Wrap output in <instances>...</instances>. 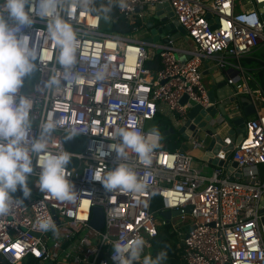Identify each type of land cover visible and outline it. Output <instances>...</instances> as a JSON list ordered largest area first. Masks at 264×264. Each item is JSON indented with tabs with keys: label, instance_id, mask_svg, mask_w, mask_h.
<instances>
[{
	"label": "built area",
	"instance_id": "built-area-1",
	"mask_svg": "<svg viewBox=\"0 0 264 264\" xmlns=\"http://www.w3.org/2000/svg\"><path fill=\"white\" fill-rule=\"evenodd\" d=\"M163 1H168L193 43V49L177 47L190 53L184 61L175 52V43L148 42L136 33L139 19L148 15L151 20L155 4ZM118 13L129 22L137 21L131 33L102 31L99 14L92 9L76 10L71 23L79 41L74 68L78 75L53 90L45 88L44 81L53 68H59L58 50L47 37L46 23L37 17L25 29L39 48L38 70L26 78L22 89L33 100L30 138L38 134L41 121L53 118L84 129L86 133L80 136L86 144L82 150L70 151L63 142V128L53 133L49 150L73 153L75 162L67 170L77 200L58 201L42 193L36 185L37 168L30 176L35 180L30 196L20 198L14 193L23 203H14L8 214L0 216V254L14 264H21L27 256L38 259L37 264H54L59 257L76 264H115L109 241L142 236L146 247L158 226L167 221L164 217L158 220L152 209L158 196L160 209H179L181 221L190 217L182 238L186 264H264L259 211L264 199V171L259 170L264 165V113L256 106V115L247 118L245 134L224 154L228 164L216 165L210 173L193 165L191 153L162 148L159 141L151 165L140 163L132 153L124 161L145 182L144 192H110L92 178L94 172L103 174L117 166L116 153L109 145L118 143L115 137L121 128L146 134L160 108L168 118L184 120L191 107L189 99L204 109L213 104L203 81L204 58L222 70L235 96L245 95L254 104L264 102V87L240 62L264 46V0H126V7L118 6ZM154 54L160 58L158 69L145 65ZM261 67L263 61L255 69ZM97 71L104 73L102 80L94 78ZM184 95L187 99L182 102ZM192 142L204 146L203 137L196 136ZM98 150L106 153L102 159L95 158ZM232 160L236 166L229 165ZM95 205L104 211L99 230L89 224ZM187 206H191L189 212L184 210ZM47 216L54 221L56 234L37 229V218ZM66 241L72 242L71 248H65Z\"/></svg>",
	"mask_w": 264,
	"mask_h": 264
},
{
	"label": "clouds",
	"instance_id": "clouds-1",
	"mask_svg": "<svg viewBox=\"0 0 264 264\" xmlns=\"http://www.w3.org/2000/svg\"><path fill=\"white\" fill-rule=\"evenodd\" d=\"M96 0H2L0 2V216L8 214L14 203H23V199L13 194L19 189L23 197L30 196L28 179L38 168L36 185L42 193L51 194L58 201L75 202L78 193L69 180L68 165L73 153L67 150L52 152L49 141L53 133L64 130V142L70 141L86 131L75 125H63L59 120L46 118L39 125V132L30 138L32 129L31 111L33 100L22 91L26 78L38 70L39 48L33 37L25 31L36 18L46 23V34L56 48V63L52 74L44 81V87L53 90L62 83H71L77 73L79 41L71 18L77 9H94L108 21L114 6L126 7V0H107L99 9H95ZM96 80H102L104 73L97 71ZM118 143L109 145L119 161L115 168L104 172H94L92 178L100 182L110 192L139 194L145 191L146 184L137 175L127 160L130 153L135 154L145 166L152 163V153L159 146L161 134L153 127L148 133L121 128L116 137ZM106 153L98 150L96 159H102ZM35 160V165H34ZM15 198V199H14ZM36 227L41 232H58L50 216L38 217ZM113 248L112 260L115 264H137L145 248L142 236L132 239L121 237L109 241ZM167 251L161 250L155 258L144 255L142 264H162Z\"/></svg>",
	"mask_w": 264,
	"mask_h": 264
},
{
	"label": "water",
	"instance_id": "water-1",
	"mask_svg": "<svg viewBox=\"0 0 264 264\" xmlns=\"http://www.w3.org/2000/svg\"><path fill=\"white\" fill-rule=\"evenodd\" d=\"M153 19L146 22L149 27V35L143 39L148 42L166 43L170 46H174L176 39L184 38L193 49V43L186 34V29L178 22L174 17V12L171 9L168 1L156 3L153 9ZM180 60L184 61L189 55V52H182L177 47L175 48ZM208 58H204L203 64L205 65ZM219 76V75H218ZM223 85H225L223 87ZM221 88L220 92L217 90ZM223 92V94L221 93ZM208 98L213 104L207 108H202L194 100L189 99L191 107L187 112V116L179 127H169L163 131V134L168 133L170 130L173 133H179L183 138H189L191 140L197 137H203L201 132L205 133V137H208L206 149L208 151L207 160L216 165H227L229 160L224 159V154L231 151L241 137L245 134V125L248 115L254 112L252 101L245 95L235 96L233 94V88L222 73L220 77H214V82L207 91ZM187 99L184 95L181 99L185 102ZM226 99V101H224ZM238 105L239 110L236 109ZM185 128L192 129L191 137H187ZM240 135V138H239ZM205 142V141H204ZM217 143L221 144V152L218 151L211 155L214 147ZM179 151H183L182 147L178 148ZM229 165L236 166L237 162L232 160ZM260 213L261 223L264 229V199L260 201ZM189 212L191 206H187L184 209ZM180 213L179 209H163L160 211V215L169 219L172 214L177 215ZM55 221L58 222V218L54 216ZM89 224L95 229H101L104 225V211L101 206L95 205L92 207V215L89 219ZM143 256L137 264H142ZM51 261H45L39 264H51Z\"/></svg>",
	"mask_w": 264,
	"mask_h": 264
},
{
	"label": "trees",
	"instance_id": "trees-1",
	"mask_svg": "<svg viewBox=\"0 0 264 264\" xmlns=\"http://www.w3.org/2000/svg\"><path fill=\"white\" fill-rule=\"evenodd\" d=\"M107 0H96L95 9H99L101 6L105 5ZM93 12L99 14L96 10L92 9ZM101 18V30L106 32H112L117 34H129L133 31V27L136 25L137 21L129 22L124 16L118 13V6H114L112 12L110 13V18L108 21H105L102 18V14H99ZM104 22H108L107 30H104L102 27ZM145 65L152 68L158 69L161 66L160 58L158 54H154L145 61ZM262 79H264V68L261 67L259 69ZM161 114V113H160ZM157 115L154 117L152 121V127H155L159 130L160 134H163V131L168 129L169 127H174L171 120L165 115ZM179 133H173L170 130L168 133L164 134V138L160 139V146L165 149L175 150L180 147V139L178 137ZM64 137V133L62 134V138ZM64 142V139H63ZM86 144V138L83 136H78L70 141L64 142L65 148L70 151H79L84 148ZM74 159H72L71 163L68 165H72L74 163ZM16 196L20 198H24L19 192L15 193ZM154 201V202H153ZM152 201V209H157L162 205L161 199L156 196ZM157 207V208H156ZM178 232L176 229L172 227L170 222H165L162 225L158 226L157 234L149 239L148 245L145 247L144 255H151L153 258L157 255L161 250L167 251V258L162 261L163 264H186L185 261L181 257V245L178 243ZM66 246V242L63 244ZM38 259L27 256L23 258L21 264H37ZM0 264H14L11 263L5 256L0 254Z\"/></svg>",
	"mask_w": 264,
	"mask_h": 264
},
{
	"label": "crops",
	"instance_id": "crops-1",
	"mask_svg": "<svg viewBox=\"0 0 264 264\" xmlns=\"http://www.w3.org/2000/svg\"><path fill=\"white\" fill-rule=\"evenodd\" d=\"M174 43H175L176 47H178L179 49H182V50L183 49H190L189 44L182 37L177 39V40H175ZM254 51L252 52V55H254ZM186 52H188V51H186ZM252 57L255 58L256 61H259L258 58H257L258 56L257 57L256 56H252ZM254 70H256L255 67H254ZM249 72H250V68H249ZM250 73L253 76H255V78H257L258 81L260 82V84L264 87V79H262V75L260 77H257L252 72H250ZM221 74H222V70L215 69V67L213 66V60H211V59L207 60L206 64L205 65L203 64V81L206 84L208 89L213 84L214 77L215 76L216 77H220ZM251 84H252V81H251ZM224 86L225 85H223V87ZM217 90L220 92L221 88H219ZM221 93L223 94V92H221ZM224 101H226V99ZM255 103L256 104L252 103L254 112L251 113L250 115H248V119L251 118L252 116L256 115L255 106L257 107L258 111H260L261 113H264V102H262L260 100H257ZM239 108L240 107L237 105L236 109L239 110ZM160 111H161L160 112L161 114L165 113L162 108H160ZM165 116H167V115H165ZM170 120H171V122H172V124H173V126L175 128L179 127L181 125V123L184 121V120H180L179 118L170 119ZM150 127H152V124H150ZM185 132L187 133V137H191L193 130L192 129L190 130L189 128H185ZM201 134L206 139V140H204L205 141L204 142V146H195L191 139L183 138L181 136V134H178V136L180 138V147H182L184 151H187V152H189V153H191L193 155V165L196 168L201 169L205 173H210L212 168L215 167L216 164H213L212 162L207 160V158L209 156L208 155L209 153H208V151L206 149V145H207V142H208V137L207 138L205 137V133L204 132H201ZM239 138H240V135H239ZM238 142H239V139H238ZM238 142H236V143H238ZM220 148H221V144L217 143V145H216V147H214V150H213L211 155L213 156V154L215 152H217V151L219 153H222ZM259 170H260L261 173L264 171V165L263 164L259 165ZM161 207H162V205L159 206L157 209H155V211L160 213V211L162 210V209H160ZM172 216H176V215L172 214L169 219H167V218H165V219L167 220V222H170V224L172 225V227L174 229L177 230L178 236H179L178 237V243H179V245H181V250H182V238L184 236L185 231L187 230L188 222L182 221L180 224H176L175 222H173L171 220ZM71 245H73L72 242L70 243L69 241H66V246L65 245L64 246H65V248L69 249V248H71ZM180 254H181V257H182V251H181ZM182 259H183V257H182ZM54 264H76V263H74L73 260H67V259H64V257H59L56 261H54Z\"/></svg>",
	"mask_w": 264,
	"mask_h": 264
},
{
	"label": "rangeland",
	"instance_id": "rangeland-1",
	"mask_svg": "<svg viewBox=\"0 0 264 264\" xmlns=\"http://www.w3.org/2000/svg\"><path fill=\"white\" fill-rule=\"evenodd\" d=\"M151 19H153V16H151ZM149 20V16L148 15H146L145 17H143V18H141V19H139V21H138V25H139V27H140V30L139 31H137L136 33L139 35V36H141V37H146V36H148L150 33H149V27L147 26V25H145L146 24V22ZM108 22H104L103 23V29L104 30H107V26H108ZM101 28V27H100ZM177 40V39H176ZM149 49V48H148ZM150 50V49H149ZM251 56H258V57H260L261 59H262V61L264 62V46L263 47H260L259 49H257V50H255L254 51V55H251ZM257 57V58H258ZM229 60H234V61H236V59L235 58H233V57H229L228 58ZM259 60V59H258ZM262 61H256L255 60V58H253V57H250V58H245V57H242L241 59H240V62H241V64L243 65V66H245V67H248V68H250V72H252L254 75H256L257 77H260L261 76V73H260V71L258 70H254V67L256 66V65H260V64H262ZM157 115H162V114H160V112H158L157 113ZM164 116V115H163ZM165 117H167V116H165ZM169 119V118H168ZM153 127H150L149 129L151 130ZM179 137V136H178ZM161 138L163 139L164 138V134H161ZM180 139V138H179ZM206 140V139H205ZM34 179H32L31 177H29V179H28V183H29V187L30 188H33V183H34ZM154 202V201H153ZM157 208V207H156ZM156 217H157V219L158 220H160L161 219V215H160V213L159 212H156ZM171 220L173 221V222H175L176 224H180L182 221V218H181V216L179 215V214H177L176 216H172L171 217ZM185 222H190V217H188L187 219H186V221Z\"/></svg>",
	"mask_w": 264,
	"mask_h": 264
}]
</instances>
